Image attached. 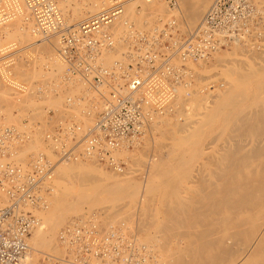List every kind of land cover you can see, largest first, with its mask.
Segmentation results:
<instances>
[{
  "label": "bare ground",
  "instance_id": "1",
  "mask_svg": "<svg viewBox=\"0 0 264 264\" xmlns=\"http://www.w3.org/2000/svg\"><path fill=\"white\" fill-rule=\"evenodd\" d=\"M73 1L55 0V3L58 10L59 7L63 8H60L62 11L72 4V7L69 8H72L73 16H71L76 25L68 26L65 20L64 23L67 27H74L75 29L79 24L96 16L109 5L108 0H83V3ZM128 1H124L122 13L109 26L103 28L104 32L102 31L105 34L109 28L111 31L107 55L108 61L112 63L118 62L123 67L129 62L126 51L132 45L133 36L135 35H129L128 41H126L127 25L131 24L140 27V25H150L157 21L161 24H170L180 18L178 20L184 22L182 24L183 22L180 21L182 24V27H180L182 29L181 32L186 36H191L196 29V24L200 21L209 5V0H194V2L192 1L193 3L190 2L189 6L184 9V11L186 10L184 12L185 21L182 8H179L178 4L175 9L170 10L161 0L150 2L147 0ZM257 6L261 17L256 30L252 31L248 37L230 42L224 49H231L235 52L247 49L249 55L245 57L248 61L243 60L245 57L240 60L236 58L229 59L224 54L227 59L226 61L222 60L224 57L221 58L222 52L220 50L211 53L210 57L206 59H199L197 64L191 63L192 61H186L185 66L194 71L195 84L189 89V95L186 94L184 87L177 88L175 99L170 106L162 114L153 117L152 125L147 131L148 133L145 134L141 143L133 147V149H137L139 146L142 147L146 140L151 142L153 140V131H158L162 140H169L166 145L163 143L156 145V147H160L159 150H161L163 157L157 163L153 161L152 168L149 170L150 176H148L151 180L148 187L151 186L149 190L147 189V192L153 193L158 190L156 192H160L163 196L162 200L157 199L162 201H158L159 204H162V209H160L161 206L159 207L161 212L159 211L160 214L158 213L160 219L157 220V217L153 216L152 219L155 217L156 223H150L151 216L154 215L155 210L158 211V205L155 210L152 206V209H149L148 201H146L147 208L145 206L144 209H148L151 214L153 213L152 211L154 213L151 216L149 214L150 217L146 216L150 220L149 224L146 222L143 224L146 217L141 214L143 210L141 211V218L144 217L145 220L144 218L141 219L143 225L136 227L138 228L135 230L136 235H128L126 229H121L125 233L106 234L105 230L103 231L102 229L105 228L107 230V225H102L103 221L99 220L101 216L98 218V215L91 214V216L84 217V212L90 214V212L97 209L105 211L106 213H104L105 215L102 214L103 218L101 217V220L104 218L107 220L118 218L119 220L120 217L122 221V218L124 219L127 217L126 215H129L125 214L127 210L125 205L128 203L122 202L120 204L124 198L115 194L117 189L114 186V182L110 181L112 177L107 176L104 171L96 168L91 163H85V165L83 162H78L80 159L74 162L61 163L53 170L56 177L54 176L53 180L49 182L50 185L52 182L53 185H56V188L54 187L56 190L52 188V196L48 194L46 207L35 210V215L38 219V214L41 213L43 224H41L40 218L39 226L32 231L27 239L28 252L21 264H33L31 257L34 254L32 252L37 253L38 251V253L43 254L42 259L45 255H52L47 253H59L58 246L63 251L60 255L55 256H63L67 246L59 243L58 239L61 230L74 222L95 225L99 235L102 237L119 234L124 238L134 239L133 244L137 249L138 258L142 264H160L161 262V264H264V46L259 45V43L264 41V35L261 32L264 29V7L258 2ZM0 8L10 11V13L6 11L9 15L0 19V21L2 20L1 22H4V28L1 27L0 30L6 34L5 40H0V54L3 51L7 52L6 54L2 53L4 55L0 56V70L3 78L0 85V98L4 95V90H9L10 88L12 94L9 99L18 104L21 101L20 95L25 91V87L11 76L15 67L11 65V62L16 58L15 55H12L19 51L20 48L27 46H34L33 48L37 50L38 48L40 50L46 49V51L48 49L49 51L56 50V47L59 50L60 46L57 34H44L40 31L35 17L23 0H0ZM62 11L60 12L61 15ZM5 24L11 29L9 33L8 30L10 29L7 30ZM14 34L16 37L12 40L11 38H13ZM51 37L55 38L57 42L48 39ZM246 44L248 45L247 47ZM104 48L105 46L98 53V62L100 61V53ZM13 49L14 51L10 52ZM129 53L127 52V55ZM212 54L214 57H212ZM239 54L241 55V53ZM57 57V61L54 60L55 62L48 64L49 70L47 69V73L41 74L42 76H49V74L64 71L66 66L61 57L59 55ZM211 58L215 59L213 64L216 62L222 68V71L218 72H222L225 75L223 76L224 79L227 78V81L225 82L224 80V84L222 83L224 88L222 85L217 87V84L221 82L218 81L217 84L215 82L216 85H214L210 83L211 79L209 80L208 77H205V80L201 76L202 74L200 75L202 73L199 72L201 66L204 65L203 67H205L209 62L211 63ZM174 63L179 66L182 62L179 59H175ZM114 70L112 77L115 80H119L121 69ZM26 71L31 73L32 68L30 65ZM62 78L66 83L60 85V87H55L53 90L56 100L51 106L56 109L55 111L57 112L55 113L60 112L61 108L62 110L65 108L62 107L65 98L68 99L66 104L70 106V109L72 107V110L79 103L85 104L87 97L93 98L90 94L91 92L94 93L92 88L76 75L67 73L65 69ZM77 80L79 83L75 82ZM209 86L211 87L208 88L206 93H201L202 88ZM219 86L222 87V90ZM83 87L88 91L82 92ZM5 95H7L6 92ZM94 99L96 100V97ZM68 108L65 109L67 110ZM76 113L78 115V112ZM13 114L15 115L16 111ZM82 114L87 118H89L88 116L95 117V113H92L91 110L89 113L85 111ZM48 116L50 117L49 120L54 117L51 116L50 111H48ZM179 116L183 117V120L187 118L185 121L190 120V117L196 116V121L190 120L194 122L191 124L189 123L190 121L182 123L183 121L180 119L176 121ZM76 117H66V119L59 121L58 124L67 120L80 123L81 120L79 121L77 118L81 119L82 117ZM86 121L85 124L87 126L89 123H86ZM86 126L84 125L85 128ZM183 126L185 127L183 128ZM6 129H12L15 134L10 138H4L3 145L2 147L0 146V158L2 159L0 170L6 164L13 163L19 165L26 172L38 155H48L45 151L50 153L49 155L52 158L47 156L50 160L56 159V156L52 153L50 143L46 141L45 135L43 144H45L46 150L44 152H42L43 150L38 153L35 152L36 154L33 157L28 155L31 157L28 161L19 160V153L17 152L20 150H22L23 154L28 152L26 150L32 142L33 133L31 134L27 131L25 121L19 127L14 124H8L3 113V107L0 106V136L3 135ZM39 134H42V132ZM148 135L151 136L150 139L146 137ZM26 146L27 148H25ZM33 146L29 147L33 149ZM19 147L22 149L17 151ZM117 151L116 156L120 159L125 157L124 154L132 152L127 149H119ZM19 158L21 157L19 156ZM83 158L88 160L87 162H93L103 169L119 174L97 164L93 159ZM123 161L126 163V159H123ZM77 162L80 165H77ZM71 163L75 164L72 165ZM120 175H130L127 172V167L125 172ZM129 186L133 185L129 183ZM117 192L119 193V191ZM157 193L154 194L156 195ZM157 196L161 197L159 194ZM49 197L51 198L49 199ZM48 199L51 200L50 207ZM145 199L150 198L145 197ZM5 201V198L1 199L0 206ZM116 202L119 203L117 204ZM114 203L117 205L115 204L112 208L107 206L110 204L114 205ZM114 209L115 211L111 213L110 210ZM72 216L77 219L73 218L74 220H72ZM66 220H68V225L58 231ZM98 220L101 222L100 226L105 227L101 228L97 223ZM111 220L110 222H112ZM138 220L140 218L136 221ZM113 222L115 221L113 220ZM126 222H128L127 219ZM141 222L138 221L139 224ZM112 223H109V227L113 228L114 223ZM29 239L31 240V248L35 249L36 252L30 248ZM56 240L58 246L55 244V247L54 243H56ZM37 255H34L33 259L36 260L35 256ZM147 257L152 258V260H148ZM156 258L161 259V262ZM41 261L39 264H41ZM89 264H124V262L120 259L101 263L93 257L90 259Z\"/></svg>",
  "mask_w": 264,
  "mask_h": 264
},
{
  "label": "built area",
  "instance_id": "2",
  "mask_svg": "<svg viewBox=\"0 0 264 264\" xmlns=\"http://www.w3.org/2000/svg\"><path fill=\"white\" fill-rule=\"evenodd\" d=\"M23 1L41 32L57 34L58 55L67 73L91 87L100 103L91 126L85 128L67 120L46 134L55 160L40 154L26 172L13 163L1 167L0 200L6 201L0 206V264L23 261L28 252L27 239L40 224L35 210L47 206L48 194L52 193L49 182L58 164L86 157L123 174L126 164L116 156L117 150H131L141 143L153 117L166 111L175 99L177 88L184 87L189 95L195 84L194 71L185 66L186 61L197 64L199 59L226 49L230 42L248 37L261 17L257 0H213L191 36L181 33L176 21L150 32H136L127 51L128 64L108 70L97 60L99 51L110 43L103 28L122 13L126 0H108L105 9L76 29L65 25L55 0ZM161 1L170 9L176 8L177 0ZM0 12L3 16L6 13L2 8ZM175 59L182 63L176 66ZM114 69H121L119 80L112 77ZM210 87L202 88L201 93ZM14 134L6 129L0 136V146L4 138ZM58 240L67 246L64 255H45L41 264H89L93 257L101 263L122 259L124 264H142L134 239L119 234L102 237L95 225L74 222L61 230Z\"/></svg>",
  "mask_w": 264,
  "mask_h": 264
},
{
  "label": "rangeland",
  "instance_id": "3",
  "mask_svg": "<svg viewBox=\"0 0 264 264\" xmlns=\"http://www.w3.org/2000/svg\"><path fill=\"white\" fill-rule=\"evenodd\" d=\"M129 1H131V0H129ZM128 1V2H129ZM141 1H143V0H141ZM182 1L183 0H177V4L179 5V8H182L181 10H182V12H183V14H184V20H185V13L184 12H186V10L184 11V9H186V7H188L189 5V3L190 2H194V0H188V1H186V0H184L183 1V3H182ZM212 1L213 0H209V5H208V7L210 6V4L212 3ZM73 2H76V3H83V0H74ZM188 2V3H187ZM192 2V3H193ZM257 2L258 3H260L263 7H264V0H257ZM58 3H59V1H58ZM164 3V2H163ZM182 3V4H181ZM187 5H186V4ZM164 4H166V3H164ZM74 5V4H73ZM58 6H60L59 4H58ZM69 7H72V4L69 6ZM69 7H67L65 10H61V9H63L62 7H59V10H60V12L62 11V16H63V18H64V20H65V22L67 23V25L68 26H70V25H72V26H74V22H73V13H72V8H69ZM184 7V8H183ZM208 7L206 8V10L204 11V14H205V12L207 11V9H208ZM61 8V9H60ZM167 8H169V7H167ZM171 10V9H170ZM7 12L9 11V10H6ZM6 12V14L3 16V15H1L0 16V19L1 18H4V17H6L7 15H9V13H10V11H9V13H7ZM65 14V15H64ZM203 14V15H204ZM72 15V16H71ZM203 15H202V17H203ZM202 17H201V19H202ZM178 19H180V18H178ZM177 19V21H176V23H177V25L176 26H179V28L180 27H182L181 25L182 24H184V22L183 21H181V22H183L182 24H181V22L179 21ZM201 19H200V21H201ZM2 21V20H1ZM0 21V28L1 27H3L4 28V22H1ZM4 21V20H3ZM68 21H69V24H68ZM71 21V22H70ZM186 21V20H185ZM199 21V22H200ZM199 22L196 24V27L195 28H197V26L199 25ZM72 23V24H71ZM164 24H168V23H160V22H153V23H151L150 25H140V27L139 26H134V25H127L128 26V29H127V40L126 41H128V36L129 35H131V34H135L136 32H150L151 30H153L154 28H156V27H160V26H162V25H164ZM76 25V24H75ZM184 27V26H183ZM2 28V29H3ZM5 28H7V30L8 29H10V28H8L7 27V24H5ZM129 28H131V29H129ZM130 30V31H129ZM180 30L182 31V29L180 28ZM11 31V29L10 30H8V33ZM262 33H263V35H264V29L261 31ZM0 40L1 41H4L5 40V35L6 34H4L1 30H0ZM106 33L109 35V37H110V40H111V31H110V28H109V30H106ZM182 33V32H181ZM2 36V37H1ZM4 36V37H3ZM186 36V35H185ZM15 37H16V35L14 34V36H13V38H11L12 40H14L15 39ZM48 39H51L52 41L54 40V41H56V39L55 38H53V37H51V38H48ZM57 42V41H56ZM110 44V43H109ZM109 44H107V45H105V48L102 50V52L100 53V56H99V63H100V65L103 67V68H105V69H108V70H111L112 69V67L113 66H117V65H120V63H118V62H116V63H112V62H109L108 61V57H107V55H108V46H109ZM249 44H250V46H251V43L249 42ZM259 45H261V46H264V41L262 42V43H259ZM248 45L246 44V47H247ZM261 46H259V47H261ZM21 47V46H20ZM34 46H27V47H23V48H20V50L19 51H17L15 54H13L12 56H16V58H14L13 59V61L11 62V65H13V66H15L13 69V71H12V74H11V76H12V78L15 80V81H18L20 84H22L24 87H25V91L22 93V95H20V99H21V101H20V103H16V102H13V101H11L9 98V96L12 94V91H10L11 89L9 88V90L7 89V90H4L5 92H6V94L7 95H5V92H4V95H2V97L0 98V106L1 107H3V113H4V115H5V117H6V119H7V121H8V124H14V125H17L18 127L25 121L26 122V125H27V131L28 132H30L31 134L33 133V136L35 137H33L32 136V138L33 139H31V141L32 142H34V141H36L35 143H38V144H35V143H30L29 144V146H33V149H31L29 146H28V148H30V149H28L27 148V146L25 147V148H27V150L26 151H28L27 153H22V150H20V149H22L21 147H19L18 148V150L17 151H21V153H20V151L19 152H17V153H19L18 154V159L19 160H21V161H28V160H30V158L31 157H33L36 153H38V152H40V151H42V152H44L46 149H45V144H43L44 143V136L47 134V133H49V132H52L54 129H55V127L58 125V122L59 121H61V120H64V119H66V117L68 118L69 116H72V117H74V116H77V117H82L81 119L80 118H77L79 121H80V123L83 125V127H84V125L86 126V124H85V121L88 119V121H86V123L88 122L89 124H87V126H86V128L87 127H89V125L90 124H92L93 122V119H94V116H88L89 118H87L84 114H82L83 112H85V111H87V110H91V112L92 113H96L97 111H98V109H97V107H96V104H99L100 103V100H99V98L95 95V93H93V92H89L92 96H93V98H89V97H87L86 99H85V104H82V103H79L78 105H76V106H74L73 107V110H72V107H71V109H70V106L68 105V104H66V102L68 101V99L67 98H65V100H64V105H62V107H65V108H68V106H69V108L66 110L65 108H63V110H62V108H61V110H60V112H58V113H55V112H57V111H55L56 109L54 108V107H52L51 105L53 104V102L56 100L55 99V93H54V89H55V87H60V85H62V84H64V83H66L64 80H63V75H64V73H65V67H64V71H62V72H59V73H52L51 75L49 74V76H42L41 74H44V73H47L48 71H47V69H48V64H52L53 62H55L54 60H58V47H56V50L54 49V50H50L49 51V49H48V51H46V49L44 50V49H39L38 48V50L37 49H34L33 48ZM252 47V46H251ZM263 48V47H262ZM17 49V48H16ZM44 50V51H43ZM242 50V49H241ZM240 50V51H241ZM246 50V51H245ZM12 51H14V49L13 50H11L10 52H12ZM54 51V52H53ZM128 51V50H127ZM127 51H126V56H127ZM221 52H222V55L224 54V55H226L227 56V58L229 57V59H233V58H236L237 60H240V59H242V58H244L245 56H248L249 55V52L247 51V49H244V50H242L241 52L239 51H233V50H231V49H229V50H220ZM244 51V52H243ZM9 52V51H8ZM243 52V53H242ZM245 52H248V53H245ZM2 53H4V54H6L7 52H5V51H3ZM0 54V56H2V55H4V54ZM239 53H241V55L239 54ZM244 54V55H243ZM220 55V54H219ZM221 55V58L222 57H224V55L222 56ZM212 57H214L213 56V54H212ZM227 58H225L224 57V59L222 58V60H225L226 61V59ZM246 58V57H245ZM243 59V60H247V58L246 59ZM42 59V60H41ZM213 60H215L214 58H211V63L209 62V64L208 65H206L205 67H203L204 65H202L201 66V71L199 70V72H202V73H200V75L201 76H203V77H208L209 78V80H210V83H212V84H214V85H216L217 83H218V81L219 82H221L220 84H217V87H218V85H222V83L224 84V80H225V82L227 81V78L226 79H224V77L223 76H225L222 72H218V71H222V68L219 66V64H216V62H215V64H213L214 63V61ZM1 61V60H0ZM44 61V62H43ZM126 61H127V59H126ZM248 61V60H247ZM109 62V63H108ZM108 63V64H107ZM113 64V65H112ZM29 65H30V67L32 68V71H31V73H27V69L29 68ZM63 65V64H62ZM112 65V66H111ZM218 65V66H217ZM217 66V67H216ZM207 70H206V69ZM211 68V69H210ZM12 69V68H11ZM203 69V70H202ZM219 69H221V70H219ZM49 70V69H48ZM11 72V71H10ZM198 72V73H199ZM220 73V74H219ZM116 74V73H115ZM214 74V75H213ZM212 75V76H211ZM220 75V76H219ZM209 76H211V77H209ZM49 77V78H48ZM217 77V78H216ZM218 77H219V79H218ZM47 78V79H46ZM2 80H3V78H2V73H1V70H0V85H1V83H2ZM213 80H215L214 82H213ZM217 80V81H216ZM76 83H79L78 82V80L77 81H75ZM215 82H216V84H215ZM77 85H79V84H77ZM82 85V84H81ZM219 87H221V86H219ZM222 87H223V85H222ZM222 87L220 88L221 90H222ZM224 88V87H223ZM10 91V92H9ZM82 92H85V91H88L85 87H83V90H81ZM7 92H9V93H7ZM0 96H1V94H0ZM6 96H7V98H6ZM91 96V97H92ZM96 97V100L94 99ZM6 100H5V99ZM2 99H4V100H2ZM96 101V102H95ZM98 102V103H97ZM65 105H67V106H65ZM65 109V110H64ZM75 109V110H74ZM71 110V111H70ZM16 111V114L14 115L13 114V112H15ZM48 111H50L51 112V116L54 118H52V120H49V116H48ZM61 111H62V114H61ZM65 111H66V113H65ZM76 112H78V115H77V113ZM75 113V114H74ZM57 114V115H56ZM70 114V115H69ZM72 114V115H71ZM82 114V115H81ZM84 115V116H83ZM56 117V118H55ZM86 119H84V118ZM196 117V116H195ZM195 117H190V120H193L194 122L196 121L195 119ZM61 118V119H60ZM63 118V119H62ZM91 118V119H90ZM158 118V117H157ZM156 118V119H157ZM60 119V120H59ZM84 121H83V120ZM178 119H180V120H182L181 122L182 123H184V121L187 119V118H184V120H183V117H181V116H179V117H177L176 118V121L178 120ZM55 122H54V121ZM190 120H188V121H185V123H187V122H189ZM91 121V122H90ZM179 121V120H178ZM194 122H192V121H190L189 123L191 124V123H194ZM179 124H180V122H178ZM190 124H186V125H190ZM185 126H183V128H184ZM186 129V128H185ZM188 129V128H187ZM153 130V129H152ZM42 132V134H39V133H41ZM35 135H37V136H35ZM152 136H153V140H151V142H149V141H147L146 140V142H144V145L141 147V146H139L137 149H132V150H130V151H132L131 153H126V154H124L125 155V157H127V158H125V157H122L123 159H126V167H127V172H129L130 173V175H120V174H116V173H113V172H110V171H108V170H106V169H103V168H101V167H99V166H97L95 163H93V162H87L88 160H85L84 158H82V159H80L78 162H83L84 164L86 163H88V164H92V165H94V166H96V168H99V169H101L102 171H104L105 173H106V175L107 176H111L112 177V179L110 180L111 182H114V186H115V188L117 189V191H119V193L115 190V194L116 195H119V196H123L122 198H124L121 202H120V204H122V202L123 203H128V204H124L126 207L125 208H127V213H126V211H125V214H129V215H126V216H122V217H126V218H122V221L120 220L121 218L119 217V220H118V218L116 219H113L112 218V222H113V220L115 221V222H110V220L108 219H106V218H104V219H102L101 220V217H102V214H104V213H106L105 211H99L98 209L97 210H94L93 212H90V214L89 213H85L84 212V217L86 216H91V214H96V216L99 218V216H101L100 218H99V220L102 222L103 221V224L102 225H107L106 226V228H107V230L105 229V228H103V227H105V226H103V227H101L100 226V224H101V222L98 220L97 221V223L99 224V226L101 227V228H103L102 230L104 231L105 230V233L106 234H111V233H116V232H123V233H125L124 231H122V230H125L126 229V233L128 234V235H130V234H135L136 235V229H138V228H136L137 226H141V225H143V224H145V222L147 223V224H149V221H150V223H153V222H155L156 223V220H155V217H157V220H159L160 219V209H162V204L160 203L159 204V202H162V201H160V200H162V195H161V193L159 192V193H157L156 191H158V190H156V191H154L153 193H150V191H148L147 192V189L149 190V187L151 186H149L148 187V184L151 182V180H150V177H148V176H150V171L149 170H151L150 168H152L151 166L153 165V163L155 162V163H157V161H160L161 159H162V157H163V155H161L162 154V152H161V150H159L160 149V147L158 146V147H156V145L157 144H161V143H163V144H168L169 143V140L168 141H164V140H162V138L160 137V134L158 133V131H153V134H152ZM43 139H42V138ZM148 139H150V135H148V136H146ZM39 138H40V140H39ZM36 139H38V140H36ZM43 140V141H42ZM158 140H160V141H158ZM157 141V142H156ZM165 143H164V142ZM24 146V145H23ZM22 146V147H23ZM37 146V147H36ZM36 147V148H35ZM44 147V148H43ZM148 147V148H147ZM35 148V149H34ZM37 148H39L38 150H37ZM23 149V151L25 152V150ZM34 150V151H33ZM37 150V151H36ZM81 150V149H80ZM29 151H30V153H29ZM157 153H156V152ZM36 152V153H35ZM46 152V154H48L47 156H49V158H52L51 157V155H49L50 153L49 152H47V151H45ZM25 155V156H24ZM31 156V157H29V156ZM19 156L21 157V158H19ZM29 157V158H28ZM144 157V158H143ZM27 158V159H26ZM25 159V160H24ZM158 159V160H157ZM160 159V160H159ZM82 160V161H81ZM1 161H2V159L0 158V163H1ZM86 161V162H85ZM150 161V162H149ZM154 161V162H153ZM76 163L77 165H80V163ZM83 163H82V165H83ZM72 164V163H71ZM71 164H69V165H71ZM75 164V163H74ZM74 164H72V165H74ZM85 164V165H86ZM149 174V175H148ZM56 177V176H55ZM150 180V181H149ZM147 181V182H146ZM129 183L130 184H132L133 186H134V188H132L133 186H129ZM145 184H147V185H145ZM145 185V186H144ZM51 186H52V188L54 189V190H56L55 188H56V185H53V182H52V184H51ZM55 187V188H54ZM120 187V188H119ZM53 190V191H54ZM55 192V191H54ZM53 193V192H52ZM51 193V194H52ZM154 193H157L156 195L154 194ZM51 194H49V196H52ZM151 195V196H149V195ZM159 194V196H161V197H158L157 195ZM156 196L155 198H154V196ZM145 197H147V198H150V199H145ZM151 197H152V199H151ZM51 197H49V199H50ZM127 198V199H126ZM154 198V199H153ZM48 199V202H49V207H50V201L51 200H49ZM157 199H160V200H157ZM135 200H136V202H135ZM146 201H148V204L146 203ZM159 201V202H158ZM119 202H116L117 204L119 203ZM150 202V203H149ZM154 202V203H153ZM116 203H114V205H107V206H109L110 208H112L113 206H115V204ZM116 204V205H117ZM119 204V205H120ZM139 204V205H138ZM146 204L147 205H149L148 206V208L150 209H152V207L154 208V210L157 208L158 209V211L157 210H155V213H154V211H152L153 213H154V215H152L151 214V212L148 210V209H144L145 208V206H146ZM144 205V206H143ZM158 205V206H157ZM152 206V207H151ZM157 206V207H156ZM161 206V208L159 209V207ZM118 207V206H117ZM133 207V208H132ZM132 208V209H131ZM146 208H147V206H146ZM138 209H139V212H138ZM141 209V210H140ZM117 210V209H116ZM143 210V211H142ZM115 211V209L114 210H110V212L111 213H113ZM131 211V212H130ZM141 211L143 212V213H141ZM144 211H145V213H144ZM160 211V212H159ZM95 212V213H94ZM99 212V213H98ZM103 212V213H102ZM147 212V213H146ZM148 212H150V213H148ZM142 215H145V217L146 216H149V214H150V216H151V219L150 220H148L147 218L148 217H146V220L148 221H146L145 220V218H144V222H143V224H142V220L141 219H143V218H141V214ZM159 213V214H158ZM101 214V215H100ZM147 214V215H146ZM157 214V215H156ZM41 213L40 214H38V217H39V219L41 218ZM105 215V214H104ZM103 215V216H104ZM139 215V216H138ZM158 215H159V217H158ZM129 216H131V217H129ZM149 216V217H150ZM153 216H155L153 219H152V217ZM75 216H72L71 217V219L72 220H74V219H77V218H74ZM140 218V220H138V221H140L141 222V224H139L138 223V221H136L137 219H139ZM74 218V219H73ZM97 218V219H98ZM103 218V217H102ZM130 218V219H129ZM71 219H68V220H71ZM126 219L128 220V222H126ZM42 220V218L40 219V221ZM68 220H66V222L64 223V225L58 230V231H60L63 227H65L66 225H68ZM116 220H118L119 221V223H118V221L116 222ZM106 221H107V223H106ZM43 221H41V224H43L42 223ZM100 222V223H99ZM109 223H112L113 224V228L112 227H109L110 225H109ZM131 223V224H130ZM130 224V225H129ZM119 225V226H118ZM126 225H128V226H126ZM134 225V226H133ZM117 226V227H116ZM120 226H122L121 228H120ZM139 226V227H140ZM127 227V228H126ZM130 227H131V229H130ZM124 228V229H123ZM109 229H111V230H109ZM122 229V230H121ZM127 229H128V231H127ZM140 229V228H139ZM121 230V231H120ZM132 231V232H131ZM57 245L58 246V244H57V240H56V243H54V245ZM29 245H30V248L32 247V245H31V240L29 239ZM56 245H55V247H56ZM59 247V248H58ZM57 248L59 249V253H57V252H55V253H47V254H52V255H60L61 253H62V248L60 247V246H58ZM31 249H33V248H31ZM33 251L34 252H36V250L35 249H33ZM61 251V252H60ZM37 253H38V251H37ZM37 253H33L32 252V254H34V255H37ZM32 254H31V256H32ZM34 255L31 257L32 258V260L31 261H33L32 263L33 264H39L40 263V261H41V259H42V257H43V254H41V253H38V257L37 256H35L37 259L35 260V259H33L34 258ZM44 255H45V253H44ZM148 258V260H152V258H150V257H147ZM156 259H159V258H156ZM147 260V259H146ZM145 260V261H146ZM161 259H159V261H160ZM161 262V261H160ZM162 263V262H161ZM160 263V264H161Z\"/></svg>",
  "mask_w": 264,
  "mask_h": 264
}]
</instances>
